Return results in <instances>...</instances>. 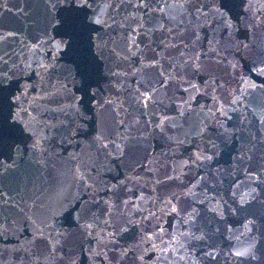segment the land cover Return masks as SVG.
Wrapping results in <instances>:
<instances>
[{
  "label": "water",
  "instance_id": "obj_1",
  "mask_svg": "<svg viewBox=\"0 0 264 264\" xmlns=\"http://www.w3.org/2000/svg\"><path fill=\"white\" fill-rule=\"evenodd\" d=\"M0 264H264V0H0Z\"/></svg>",
  "mask_w": 264,
  "mask_h": 264
}]
</instances>
